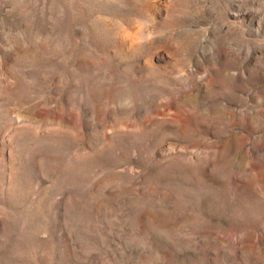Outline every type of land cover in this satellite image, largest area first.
Instances as JSON below:
<instances>
[{
    "label": "rangeland",
    "instance_id": "374dc122",
    "mask_svg": "<svg viewBox=\"0 0 264 264\" xmlns=\"http://www.w3.org/2000/svg\"><path fill=\"white\" fill-rule=\"evenodd\" d=\"M0 264H264V0H0Z\"/></svg>",
    "mask_w": 264,
    "mask_h": 264
}]
</instances>
